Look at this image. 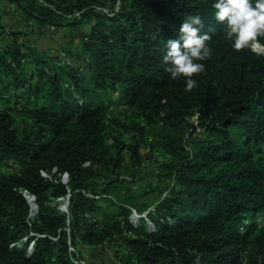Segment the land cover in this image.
Returning a JSON list of instances; mask_svg holds the SVG:
<instances>
[{
    "label": "trees",
    "instance_id": "trees-1",
    "mask_svg": "<svg viewBox=\"0 0 264 264\" xmlns=\"http://www.w3.org/2000/svg\"><path fill=\"white\" fill-rule=\"evenodd\" d=\"M4 2L25 27L0 47V264L106 246L117 264H264V52L234 50L212 0ZM190 14L212 55L186 91L162 58ZM84 26L63 55L32 39ZM150 160L168 188L153 229L130 221L149 209L129 186Z\"/></svg>",
    "mask_w": 264,
    "mask_h": 264
},
{
    "label": "clouds",
    "instance_id": "clouds-1",
    "mask_svg": "<svg viewBox=\"0 0 264 264\" xmlns=\"http://www.w3.org/2000/svg\"><path fill=\"white\" fill-rule=\"evenodd\" d=\"M212 7L214 18L223 26L234 50L253 49L262 44L264 0H212ZM203 28V17L190 14L182 19L176 37L166 41L167 50L162 58L165 71L173 79L183 77L186 91L198 85L195 77L205 71L203 61L212 55L208 43L212 37Z\"/></svg>",
    "mask_w": 264,
    "mask_h": 264
},
{
    "label": "rangeland",
    "instance_id": "rangeland-1",
    "mask_svg": "<svg viewBox=\"0 0 264 264\" xmlns=\"http://www.w3.org/2000/svg\"><path fill=\"white\" fill-rule=\"evenodd\" d=\"M107 9H105V12ZM25 27L24 21L21 19V15L16 9L9 3L4 2L0 4V47H4L11 43L9 33L19 31ZM88 28L82 27L80 30H71L68 28L60 30L45 31L32 37L35 44L43 51H51L57 55H63L62 51L68 45L72 39H78L76 42L79 44L82 34L86 33ZM256 51L263 53L264 47L261 45L254 48ZM131 143V139H128ZM147 151V150H146ZM131 159L127 160V164L131 165ZM152 161L146 162L139 171V177L134 178L136 183H132L129 188L132 189L133 194L138 199V204L141 206H148V210L144 214H140L135 208L131 213L130 221L133 225L139 226L141 222L145 221V225L148 229H153V223L147 220V212L153 210L156 203L159 202L168 192L166 182H158L157 174L159 167L156 164H152ZM129 174H133V169H129ZM131 181V180H130ZM134 184V185H133ZM150 191L149 193H146ZM110 196V195H106ZM125 196H122L124 198ZM104 203V202H103ZM58 209L62 213H68L70 207V195L59 198L57 200ZM36 209H34L35 211ZM33 218V217H32ZM29 238H26L23 243H29ZM33 242V241H32ZM29 243L30 244L32 243ZM32 245V244H31ZM88 250V249H86ZM116 248L112 247H96L90 249L81 261V264H117L115 257Z\"/></svg>",
    "mask_w": 264,
    "mask_h": 264
},
{
    "label": "water",
    "instance_id": "water-1",
    "mask_svg": "<svg viewBox=\"0 0 264 264\" xmlns=\"http://www.w3.org/2000/svg\"><path fill=\"white\" fill-rule=\"evenodd\" d=\"M260 54H262V53H260ZM26 199L29 201V203L31 202V200H33V201H35V198L34 197H32V196H29V195H26ZM31 204V203H30ZM35 208H36V212H35V214L37 213V205H36V202H35ZM32 206H31V212H32ZM35 214H34V216H35ZM31 215L32 214H30V218H31Z\"/></svg>",
    "mask_w": 264,
    "mask_h": 264
},
{
    "label": "built area",
    "instance_id": "built-area-1",
    "mask_svg": "<svg viewBox=\"0 0 264 264\" xmlns=\"http://www.w3.org/2000/svg\"><path fill=\"white\" fill-rule=\"evenodd\" d=\"M22 243H23V241H22ZM22 243H20L18 246H21ZM31 244H32V245H31ZM31 244H30V246L28 247V254H31V253H32V251H33V249H34V246H35V242H32Z\"/></svg>",
    "mask_w": 264,
    "mask_h": 264
},
{
    "label": "bare ground",
    "instance_id": "bare-ground-1",
    "mask_svg": "<svg viewBox=\"0 0 264 264\" xmlns=\"http://www.w3.org/2000/svg\"><path fill=\"white\" fill-rule=\"evenodd\" d=\"M257 52H258V50H257ZM258 53H260V52H258ZM30 203H31V206H32V208H33V209H32V212H31V214H32V215H31V218H32V217H34V214H35V212H36V210L34 211V209H36V208H35V201L31 200Z\"/></svg>",
    "mask_w": 264,
    "mask_h": 264
}]
</instances>
